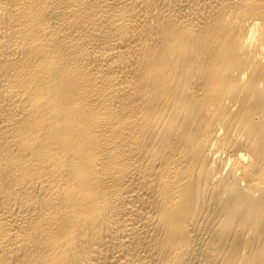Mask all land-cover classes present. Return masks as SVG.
Listing matches in <instances>:
<instances>
[{"label":"bare ground","instance_id":"obj_1","mask_svg":"<svg viewBox=\"0 0 264 264\" xmlns=\"http://www.w3.org/2000/svg\"><path fill=\"white\" fill-rule=\"evenodd\" d=\"M0 264H264V0H0Z\"/></svg>","mask_w":264,"mask_h":264}]
</instances>
